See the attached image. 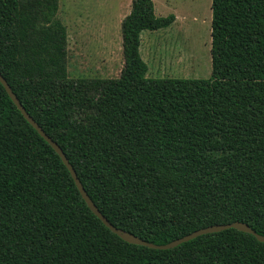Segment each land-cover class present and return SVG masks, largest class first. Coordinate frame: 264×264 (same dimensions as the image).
Masks as SVG:
<instances>
[{"label":"trees","instance_id":"trees-1","mask_svg":"<svg viewBox=\"0 0 264 264\" xmlns=\"http://www.w3.org/2000/svg\"><path fill=\"white\" fill-rule=\"evenodd\" d=\"M57 11L0 0V74L102 215L154 244L233 221L264 235V0H211L207 78L146 76L140 32L175 20L152 0L121 20L117 77L71 78ZM0 264H264V242L235 228L168 249L122 240L0 83Z\"/></svg>","mask_w":264,"mask_h":264},{"label":"rangeland","instance_id":"rangeland-1","mask_svg":"<svg viewBox=\"0 0 264 264\" xmlns=\"http://www.w3.org/2000/svg\"><path fill=\"white\" fill-rule=\"evenodd\" d=\"M156 1L158 9L160 1ZM174 1L179 22L166 30L144 31L151 32L141 45V56L148 66L146 76L207 78L211 72L208 0ZM125 10L120 0H58L57 17L66 28L69 77L119 75L123 67L120 24Z\"/></svg>","mask_w":264,"mask_h":264},{"label":"water","instance_id":"water-1","mask_svg":"<svg viewBox=\"0 0 264 264\" xmlns=\"http://www.w3.org/2000/svg\"><path fill=\"white\" fill-rule=\"evenodd\" d=\"M0 83L3 85L4 89L6 90L7 94L9 95L10 99L13 101L17 109L21 112V114L24 116V118L31 124V126L38 132V134L43 137V139L53 148V150L59 155L61 158L63 164L68 169L76 188L78 189L81 197L85 201L88 208L91 210V212L98 218L100 221L114 234H116L118 237H120L122 240L136 244V245H142L149 248L154 249H168L172 248L182 242L188 241L196 236H199L201 234L205 233H212V232H218L224 229L228 228H235L237 230H240L245 233H249L253 235L258 241L264 242V235L256 233L251 227H249L248 224L240 221H233L230 223H224V224H214L209 225L206 227L199 228L195 231H192L186 235H183L181 237H178L172 241H169L165 244H154L148 241H145L125 230H122L118 227H115L113 224H111L104 215L97 209L93 201L90 199L88 194L86 193L85 189L83 188L79 178L77 177V174L75 170L73 169L72 165L69 163L67 157L65 156L64 152L62 151L61 147L53 140L51 137H49L43 129L35 122V120L25 111L24 107L19 102L16 95L12 92L10 86L6 82V80L3 78V76L0 74Z\"/></svg>","mask_w":264,"mask_h":264},{"label":"crops","instance_id":"crops-1","mask_svg":"<svg viewBox=\"0 0 264 264\" xmlns=\"http://www.w3.org/2000/svg\"><path fill=\"white\" fill-rule=\"evenodd\" d=\"M159 1H160L159 2L160 3V7L158 8L159 9V12H158V9H157V1L156 0H152V2H153V8H154V14L156 16H165L166 13H167L166 15L173 14L175 16V20L173 21V23L171 25H169L166 28L158 29V30H166V29H169L172 26H174L177 22H179V16H178L177 8H176L177 5H176V3H175L174 0H159ZM120 2L122 4V6L126 8V10H125V15H126L130 11L131 0H120ZM207 3H208L207 5L209 7V12H210V10H211V6H210L211 5V2H210V0H208ZM203 16H205V15H203ZM189 17L191 19L192 18H196L195 16H192V17L189 16ZM144 31H151V32H153L154 30H142L140 32V34H139V37H140V46H139L140 55H142L141 54V45H142V41L144 39V36H147V35L151 34V32L148 33V34H145Z\"/></svg>","mask_w":264,"mask_h":264}]
</instances>
